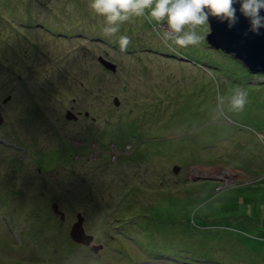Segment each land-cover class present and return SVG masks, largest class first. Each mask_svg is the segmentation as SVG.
I'll return each instance as SVG.
<instances>
[{
  "label": "rangeland",
  "instance_id": "374dc122",
  "mask_svg": "<svg viewBox=\"0 0 264 264\" xmlns=\"http://www.w3.org/2000/svg\"><path fill=\"white\" fill-rule=\"evenodd\" d=\"M10 4L0 1V264H165L147 253L163 248L208 264H264L263 79L236 84L247 87L242 113L213 118L217 97L232 92L226 77L162 51L178 47L154 22L125 23L112 46L39 26L57 7L52 27L71 33V18H84L86 33L105 36L88 0ZM54 147L81 163L38 175L37 159ZM78 211L104 245L96 253L69 235Z\"/></svg>",
  "mask_w": 264,
  "mask_h": 264
},
{
  "label": "clouds",
  "instance_id": "9594fccd",
  "mask_svg": "<svg viewBox=\"0 0 264 264\" xmlns=\"http://www.w3.org/2000/svg\"><path fill=\"white\" fill-rule=\"evenodd\" d=\"M87 6L94 15L104 20L105 26L102 31L105 37H115L120 32L122 25L142 18L160 26L164 40L171 41L178 48L199 46L210 32L212 19L226 23L227 28L232 29L239 22L237 12L249 22V27L244 33L245 36L249 32L259 36L261 29H264V15L261 14L264 12V0H88ZM73 8L74 5L70 4L68 11L71 12ZM118 43L120 51L126 52L131 41L127 35H121ZM217 101L213 118L223 116L225 111L240 114L249 102L247 91L240 87H237L228 96H218ZM87 235L93 236L91 233ZM94 242V238H92L89 245L83 242L77 243L93 251L91 245H97ZM103 247L104 245L98 251Z\"/></svg>",
  "mask_w": 264,
  "mask_h": 264
},
{
  "label": "trees",
  "instance_id": "16d2710c",
  "mask_svg": "<svg viewBox=\"0 0 264 264\" xmlns=\"http://www.w3.org/2000/svg\"><path fill=\"white\" fill-rule=\"evenodd\" d=\"M0 1L3 2L4 6L8 5L11 7L10 0H0ZM32 2H33V0H32ZM32 7H33V3H32ZM48 12H50L51 14L49 15V19L47 21H38V24L42 30H45L49 33H52L53 35H57L60 37L61 36H69V35H72L74 33H81L82 34L81 36H85L86 38L92 36L93 38H98L99 39V40L97 39L98 42H101V43L107 42L108 44L112 43V46H117V44L114 42L115 39L113 40V39H111V37L100 36L99 33H96L94 35H92L93 33L92 34L86 33L84 31L85 29H83L81 27L84 25V22H83L84 18H83V20L79 19L78 17H72L71 18V22H73V24L75 26L74 31H72L71 33L65 31V29H62V28H58V27L54 28L51 26V24H53L56 21L59 22V20L56 19L57 16L55 15L56 13H58V8L56 7L54 9L53 8L48 9ZM58 15H59V13H58ZM13 17H16V15H14ZM25 17H29V16L25 15ZM2 18L6 19L5 17H2ZM9 18H10V20H13V21L23 22V19H11L12 17H9ZM28 21H31V19H29ZM48 21L50 24L45 23ZM75 22H77V23H75ZM29 24L33 25L34 23L30 22ZM150 33L154 34L155 32L151 31ZM147 47H150V44L147 45ZM171 47H173V45ZM160 48L163 49L162 51L167 52L168 54H173V56H177L176 53H178V56H185V58L187 57V59H185V61L197 60L195 62L198 66L200 63H202L204 65L208 64V65H205L207 71H211V72L217 71V72H215L216 74H214V76H213L214 78L217 75H218L217 78H221L220 75H222L223 77H226L227 83L224 84V86L230 84L231 91H234L238 87V86H236L237 83L244 85L242 80H254L255 81L258 78H262L263 82H264V74L252 73V72L248 71V69L245 66H243L237 60H234L233 58H231L225 52L221 51L220 49H215L212 46H210L207 43L206 38L199 46L189 47V48H186L184 51H180L179 48L173 49L174 51L167 49L165 47H162V46H160ZM127 50H130V48H127ZM147 56L149 57V55H147ZM73 63H75V65L77 64L76 61H74ZM78 65L80 66L81 69L83 66L86 67V58H82V59L80 58V62H78ZM116 69H117V67H116ZM87 77H88V74L86 73V78H85L84 82L80 80V83L84 84V86H85V81L87 80ZM230 78H232V79H230ZM87 81L91 82V77H89V79ZM245 85H246V83H245ZM202 86H203V84H202ZM242 88H247V87H242ZM216 94L220 95V92L218 91ZM214 128L218 129L219 133L217 135L222 134L223 132L227 131V129L224 127V125L214 127ZM58 150L59 149H56V147H54L49 152L44 153V154L42 153L43 156H41L40 158L37 159V161H38L37 166H38V170H39L38 175L42 172L45 173V172L50 171V170H55V171L61 170L62 168L65 167L64 164H68L69 166H74V165L77 166L79 163H81L82 159H81V161L77 160V158H75L71 161H69V159L67 160L65 158V156H66L65 151L64 150L58 151ZM77 154L82 155L81 151L78 152ZM69 155L74 156L73 153H69ZM84 155H86V154L84 153ZM15 158L16 157L14 156L9 161L12 162L13 160H15V162H17V159H15ZM69 169L70 168H68L67 170H69ZM71 169H75V168H71ZM52 211H53V209H52ZM169 249L170 248H168V249L163 248L160 250L148 251L147 252L148 253V259H150V261H152V262H158V261L164 260L166 262L165 264H208V259H209L208 256L207 257H205V256L201 257L200 255L195 254L194 252L192 253L191 251H189L188 248L184 249L185 251H183V252H186V254H182L177 250H169ZM178 250H181V249H178Z\"/></svg>",
  "mask_w": 264,
  "mask_h": 264
},
{
  "label": "water",
  "instance_id": "95a60500",
  "mask_svg": "<svg viewBox=\"0 0 264 264\" xmlns=\"http://www.w3.org/2000/svg\"><path fill=\"white\" fill-rule=\"evenodd\" d=\"M237 8H239V5H237ZM261 14L264 15V12ZM237 15L239 16V22L232 29H228L226 23H220L215 19H212L210 32L206 35V41L213 48L220 49L234 60L240 62L248 69V71L264 74V29H261V35L259 36L250 32L247 36H245L244 33L249 27V22L242 15H240L239 12H237ZM100 59L101 57L99 60ZM103 63L105 64H103L105 67L115 71V64L109 63L107 60H104ZM7 99H9V96L4 101ZM65 117L68 119L76 118V116L69 110L66 112ZM2 121L3 117L0 113V124ZM179 168L180 167L178 165H175L173 166V171L177 173ZM192 179L194 180L195 178ZM52 209L55 213L60 215L62 220L64 219V213L58 208L57 203H52ZM76 219L77 220L70 228V236L73 240L79 243L83 242L84 244L89 245L93 236L85 233L82 225L83 216L80 212L76 213ZM102 246V244L91 245V249L94 252H97Z\"/></svg>",
  "mask_w": 264,
  "mask_h": 264
},
{
  "label": "flooded vegetation",
  "instance_id": "af4514ba",
  "mask_svg": "<svg viewBox=\"0 0 264 264\" xmlns=\"http://www.w3.org/2000/svg\"><path fill=\"white\" fill-rule=\"evenodd\" d=\"M0 65H2L1 64V62H0ZM136 149V148H135ZM78 158H81V156H79ZM87 160H90V158H88L87 156L85 157ZM84 216V215H83ZM84 221H85V217H84ZM84 223V222H83ZM95 243V242H94Z\"/></svg>",
  "mask_w": 264,
  "mask_h": 264
},
{
  "label": "bare ground",
  "instance_id": "6f19581e",
  "mask_svg": "<svg viewBox=\"0 0 264 264\" xmlns=\"http://www.w3.org/2000/svg\"><path fill=\"white\" fill-rule=\"evenodd\" d=\"M85 240V239H84ZM86 241V240H85Z\"/></svg>",
  "mask_w": 264,
  "mask_h": 264
}]
</instances>
